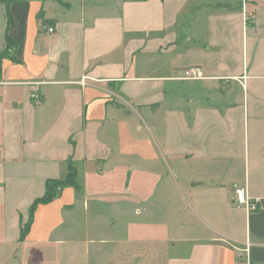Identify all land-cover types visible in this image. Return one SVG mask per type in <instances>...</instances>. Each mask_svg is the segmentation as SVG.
Here are the masks:
<instances>
[{
    "label": "crops",
    "instance_id": "obj_1",
    "mask_svg": "<svg viewBox=\"0 0 264 264\" xmlns=\"http://www.w3.org/2000/svg\"><path fill=\"white\" fill-rule=\"evenodd\" d=\"M8 37L18 46L0 78V264L6 247L43 239L81 198L89 205L81 181L82 196L61 189L20 241L70 161L105 177L114 129L128 159L110 222L131 231L99 238L109 264L156 252L164 264H264V0H0V55ZM194 66L204 79L181 80ZM240 186L257 211L234 204ZM159 215L169 219L142 220Z\"/></svg>",
    "mask_w": 264,
    "mask_h": 264
},
{
    "label": "rangeland",
    "instance_id": "obj_2",
    "mask_svg": "<svg viewBox=\"0 0 264 264\" xmlns=\"http://www.w3.org/2000/svg\"><path fill=\"white\" fill-rule=\"evenodd\" d=\"M142 115L144 118L150 119V113L144 112ZM136 121H140V117L137 114H133V125ZM138 127L136 130H133V134L142 137L146 132L144 130H138ZM113 132L111 131L107 136L114 152L109 154L110 158L105 167V177L101 180L98 179L93 174L92 167H88L85 172L82 170L83 168L80 170L78 169V181L79 183L81 181L82 185L86 187L85 192L86 196H89V205L85 206L84 197L81 198L82 201L74 209L65 210L61 215L57 216L53 231H47L43 239H35L24 246L16 245L6 247L4 253L6 264L110 263L111 246L108 244V241L101 242L99 238L108 239L114 236H121L124 238L127 233L131 231L123 223L113 226L110 222V218L113 214L110 205L114 197H116L114 193L111 194V191L117 189L115 183L118 184L117 181L120 172L123 171L128 159L119 151L120 142L118 141L116 129H114ZM109 150V148L106 150L103 149L104 152L106 151L105 153ZM103 165L104 164L101 162L98 163L97 172H99V170H104ZM154 165H157L155 166V170H162L164 168L163 165L160 166L157 163ZM146 167L147 166H145V168ZM153 179L154 177L147 179V183L141 189L143 193H150V188L155 185ZM82 185L81 194H83ZM144 217L142 219L144 223L169 219V215H164L162 217L159 215V218ZM39 226H44V220L40 222ZM144 232H146V230ZM98 247H102L103 250H100ZM131 259L135 262L133 264L141 263L136 260L134 255H132ZM142 259L146 261V264H164V259L159 252H156L154 255L148 253V255L142 257Z\"/></svg>",
    "mask_w": 264,
    "mask_h": 264
},
{
    "label": "trees",
    "instance_id": "obj_3",
    "mask_svg": "<svg viewBox=\"0 0 264 264\" xmlns=\"http://www.w3.org/2000/svg\"><path fill=\"white\" fill-rule=\"evenodd\" d=\"M17 1H21V0H6V2L9 4L17 2ZM38 17L39 18L43 17L41 12L38 14ZM44 22L47 23L46 20ZM17 46H18L17 42L8 37L7 48L0 55V78L3 72V67H2L3 61L8 58L16 59L15 54L17 51ZM112 105L118 109H122V110L125 109L123 105L116 103V102H112ZM67 186L74 188V190L78 193V195H81V185L78 181V167L71 161L69 162L67 176L64 179L48 180L46 182L45 194L41 198L35 200L34 203L31 205L30 210H29V218L25 224H22V227H21V237H20L21 242H23L26 239V237L31 231L32 225L34 223L35 213L38 207L40 205L51 204L58 197L59 191L62 188L67 187Z\"/></svg>",
    "mask_w": 264,
    "mask_h": 264
},
{
    "label": "built area",
    "instance_id": "obj_4",
    "mask_svg": "<svg viewBox=\"0 0 264 264\" xmlns=\"http://www.w3.org/2000/svg\"><path fill=\"white\" fill-rule=\"evenodd\" d=\"M43 29L49 34L55 33V28L52 26L44 25ZM204 77V70L201 67L194 66L186 68L180 79L184 81H200L203 80ZM32 98L37 104L41 103V98L37 93H34ZM233 195V202L236 206L246 208L248 212H255L258 210L259 200L251 198L246 187H236Z\"/></svg>",
    "mask_w": 264,
    "mask_h": 264
}]
</instances>
